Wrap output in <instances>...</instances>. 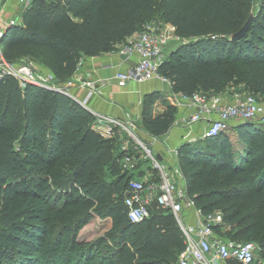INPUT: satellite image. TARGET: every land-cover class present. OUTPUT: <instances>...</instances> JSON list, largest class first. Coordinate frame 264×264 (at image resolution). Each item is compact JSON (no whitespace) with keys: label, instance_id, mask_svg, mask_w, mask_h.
<instances>
[{"label":"trees","instance_id":"16d2710c","mask_svg":"<svg viewBox=\"0 0 264 264\" xmlns=\"http://www.w3.org/2000/svg\"><path fill=\"white\" fill-rule=\"evenodd\" d=\"M253 1L32 0L0 41L7 60L37 48L54 79L64 81L80 58L117 51L157 16L156 23H171L183 39L158 67L172 92L249 90L261 101L264 0L245 34L230 39ZM175 112L161 91H147L138 126L161 136ZM94 121V113L66 92L0 76V264H36L67 243L82 250L78 264L94 258L91 264H176L183 239L175 217L153 202L148 217L128 219L123 191L131 176L121 158L134 151L118 146L115 134L101 135ZM228 130L178 145L187 162L181 172L186 191L203 215L220 210L214 230L221 235L227 225L223 237L256 242L255 252L264 257V125L243 120ZM147 171L148 179H158L156 169ZM94 217L107 218L109 227L79 240L78 230ZM97 247L107 255L100 257ZM225 264L242 263L232 258Z\"/></svg>","mask_w":264,"mask_h":264},{"label":"built area","instance_id":"2783aa9c","mask_svg":"<svg viewBox=\"0 0 264 264\" xmlns=\"http://www.w3.org/2000/svg\"><path fill=\"white\" fill-rule=\"evenodd\" d=\"M16 1L27 6L32 0ZM2 12L0 6V38L3 29L15 22L12 19L10 21L2 19ZM179 40L182 38L174 32V26L171 23L146 24L127 41L126 45L122 46V53L128 54L133 51L137 53L136 61L124 70L115 71L113 77L121 84L128 81L139 83L154 77L167 80L159 74L158 67L165 58L166 45L171 41ZM1 47L0 41V50ZM82 58L79 59L78 64L82 62ZM4 74L12 76L21 85L25 82H33L65 92L63 87L54 85L55 79L52 72H41L30 61L16 63L0 59V76ZM85 83L92 87L89 82ZM91 89L94 90V87ZM167 100L176 107L182 100L187 101L193 109L182 115L178 123L183 127L199 123L202 125L203 136L206 137L228 130L232 122L252 120L264 125V104L251 94L235 93L232 100H224L218 94L207 95L195 91L187 95L171 91L167 95ZM94 115V128L101 135L111 137L116 130L126 132L127 138L121 145L122 148H127L129 139L136 137V132L132 128L136 127L133 121L102 113ZM134 144H138L141 148L137 152L138 156L136 157L135 153H126L121 158L122 166L128 168L132 162L141 159L142 162H147V166L156 169L158 179L131 177L128 180L123 191V201L130 221L137 222L148 217L149 206L153 202L159 207L169 209L177 221L183 239V248L177 255L176 264H225L232 258L242 264H248L254 259L256 247L252 241H236L221 236L213 228V225L221 222V217L218 216L213 221L211 213L203 215L200 209L193 205L186 191L185 179L179 169L170 167L172 164L165 165L141 139L135 140ZM191 208L195 215L193 222L187 220L185 213Z\"/></svg>","mask_w":264,"mask_h":264},{"label":"crops","instance_id":"0c3cea01","mask_svg":"<svg viewBox=\"0 0 264 264\" xmlns=\"http://www.w3.org/2000/svg\"><path fill=\"white\" fill-rule=\"evenodd\" d=\"M9 2H11V4ZM14 3L19 4L16 0L3 1L2 6L7 10L3 12V16L13 11ZM137 32L138 31L128 36L126 43L133 38ZM126 43H119L117 51L83 56L82 62L77 64L75 71L61 83L67 94L78 100L92 113H102L121 119H128L133 121L136 125V129L140 131L138 120L140 117L142 95L147 91L155 89L161 91L165 99H167V95L171 90L169 82L160 77H154L139 83L128 81L124 84L119 83L118 80L113 77L115 71L130 67L137 59V53L135 51L128 54L122 53V47H119V45L124 46ZM86 81L89 82V85L94 87V90L91 89L92 87L90 88L86 85ZM235 93L237 92H234L232 95L228 93L219 95L224 100H232ZM192 109L193 107L187 101L183 100L180 102V105L176 107L175 117L168 131L162 134L163 138H165L163 140L164 143L162 142L157 149L155 147L156 151L153 150L156 156L157 154L159 155L161 161L165 162L170 159L169 153L167 154V149L170 148L168 147L169 145H178L183 141L191 140L195 138V134L198 131L200 132L202 130V125L199 123H195L190 127H183L178 123L180 117L192 111ZM145 135L150 136V138L154 137L149 134ZM143 163L145 164V162ZM168 165H171V163ZM144 167L147 169V164H145ZM147 175L148 171L146 170V174L143 176L144 179L147 178ZM185 213L187 220L193 222L195 218L194 210L192 208L187 209Z\"/></svg>","mask_w":264,"mask_h":264},{"label":"rangeland","instance_id":"374dc122","mask_svg":"<svg viewBox=\"0 0 264 264\" xmlns=\"http://www.w3.org/2000/svg\"><path fill=\"white\" fill-rule=\"evenodd\" d=\"M3 1L4 0H0V6L2 7V11L5 12L7 10H5L6 8L3 7ZM260 1L261 0H254L252 5H251V9L250 11H252V13H256L259 9H260ZM11 4V2H9ZM13 3V2H12ZM13 11L12 12H8L7 14H5L3 16V12H2V19L6 20V21H10V19H12L13 21L17 22L20 20L21 17V13L23 11V8L25 6H23L22 4H13ZM8 19V20H7ZM158 22V18L153 17L151 20L145 21V25L149 24V23H156ZM183 40V39H182ZM171 41L166 45V49H165V54L170 51L172 48H174L180 41ZM119 47H122V45H119ZM0 59H2V61H12V62H16V63H21L23 61H30L37 69H39L41 72H48L50 70L47 69V66L43 63L42 61V55L40 53V51L35 48V47H31L26 49L25 52L21 53L19 55V57L15 58L14 60H7L6 57L4 56V52L3 49L1 47L0 50ZM233 79V76L230 78ZM62 81H57L54 80V85H57L58 87H62ZM232 82H226L223 87H224V91L226 90H230V86H231ZM240 85V84H237ZM249 90H245L244 94H249ZM238 93V92H237ZM240 93V92H239ZM261 102L264 104V99L261 98ZM139 121V120H138ZM133 130L136 132V137L132 140L129 139L130 142H128L129 146L131 147L134 151V153L139 152V150L141 149L139 147L138 144H134L135 140L137 139H141V141L151 150L156 151L157 147H160V144H162L163 140L165 138H163V136H158V137H151L150 136H146L145 134H147L143 129L140 128V131H138L136 129V127H132ZM229 136H232V131L228 130L227 131ZM115 135L118 141V146L121 147V145H123L125 143V140L127 138L126 132L124 130H116L115 131ZM195 138L191 139V140H186V141H197V140H203L205 139L206 136H203V131L201 130L200 132L198 131L195 134ZM133 141V142H131ZM164 143V142H163ZM165 145V144H164ZM179 145V144H178ZM178 145L175 144H171L169 145L167 149V154L169 155V160L165 161V165L171 163L172 166L170 167H175L177 169H179L181 172L184 170V165L186 162V160L182 161L183 157L180 156L178 154L177 151V147ZM156 147V149H155ZM145 164H147V162H145ZM141 160H137L135 162H132L128 169V173H130V176L134 179H142L144 178V174H146V167H144L145 165ZM168 166V165H167ZM143 167V168H142ZM170 170V169H169ZM184 172V171H183ZM182 172V173H183ZM210 216L212 217V220L215 221L216 218H218V216H221L220 210L216 209L214 210ZM109 227V220L107 218H98V217H94L93 219H91L89 222H87L86 224H84L77 233V237L79 240L83 241V240H91L94 239L95 237H97L98 235L102 234L107 228ZM264 229V228H263ZM221 235L225 236V232L228 230V226L227 225H222L221 226ZM262 236L264 238V233H262ZM256 249L258 248L256 242H254ZM98 253V255L104 256L107 255V250L105 248H101L99 249V247H97L95 249ZM258 250V249H257ZM81 249L78 247V245L76 246H72L71 243H67L64 248H62L59 253L55 256H52L50 254H46L43 258V260L41 262H38L36 264H78V258L81 256ZM54 255V254H53ZM85 257V256H84ZM255 260H258L261 264H264V257H261V255L257 252H255V256H254ZM97 258L94 259H90L89 263L91 264V262H95ZM86 261V258H84L83 260ZM81 264V263H80Z\"/></svg>","mask_w":264,"mask_h":264},{"label":"water","instance_id":"95a60500","mask_svg":"<svg viewBox=\"0 0 264 264\" xmlns=\"http://www.w3.org/2000/svg\"><path fill=\"white\" fill-rule=\"evenodd\" d=\"M252 18H253V13L252 11L249 12L247 18L244 20V22L242 23V25L235 31H233L231 34H230V39H237L239 37H241L242 35L245 34V32L247 31L248 27L250 26L251 24V21H252ZM5 31V28L3 29V32ZM243 121V120H242ZM248 121V120H247ZM157 158L160 159L159 155L157 154Z\"/></svg>","mask_w":264,"mask_h":264}]
</instances>
